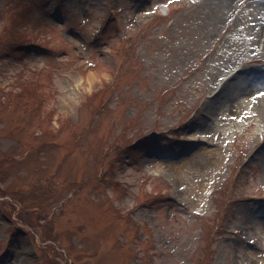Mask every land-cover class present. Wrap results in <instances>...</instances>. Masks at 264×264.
Instances as JSON below:
<instances>
[{"label":"rangeland","instance_id":"374dc122","mask_svg":"<svg viewBox=\"0 0 264 264\" xmlns=\"http://www.w3.org/2000/svg\"><path fill=\"white\" fill-rule=\"evenodd\" d=\"M261 36L264 0H0V264H264V120L222 85Z\"/></svg>","mask_w":264,"mask_h":264},{"label":"bare ground","instance_id":"6f19581e","mask_svg":"<svg viewBox=\"0 0 264 264\" xmlns=\"http://www.w3.org/2000/svg\"><path fill=\"white\" fill-rule=\"evenodd\" d=\"M225 2H234L235 0H222ZM257 48L261 49L264 47V36H261L257 41ZM237 72L233 73L230 77L234 76L231 81H226L222 85L225 88V91L231 88L236 87L241 96L234 99L235 107L238 108V113L241 117L246 115L253 118L255 114L259 115L260 120H264V95H259L264 93V80L254 77V80H246L244 72L241 70V73L238 75ZM229 77V78H230ZM227 84V85H226ZM246 113V112H248ZM259 120V121H260ZM219 167L218 169H220ZM217 168L215 169L218 170Z\"/></svg>","mask_w":264,"mask_h":264},{"label":"snow or ice","instance_id":"6c2138e0","mask_svg":"<svg viewBox=\"0 0 264 264\" xmlns=\"http://www.w3.org/2000/svg\"><path fill=\"white\" fill-rule=\"evenodd\" d=\"M259 95H264V93H260Z\"/></svg>","mask_w":264,"mask_h":264}]
</instances>
